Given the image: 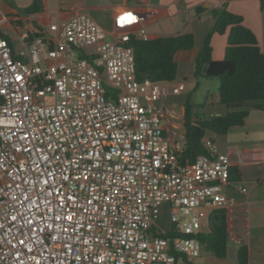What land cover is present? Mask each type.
Returning a JSON list of instances; mask_svg holds the SVG:
<instances>
[{"label": "built area", "instance_id": "built-area-1", "mask_svg": "<svg viewBox=\"0 0 264 264\" xmlns=\"http://www.w3.org/2000/svg\"><path fill=\"white\" fill-rule=\"evenodd\" d=\"M27 31L21 54L0 33V264H194L199 209L227 206L231 162L206 137V154L181 159L161 100L184 83L135 77L142 15L119 9L106 30L79 11Z\"/></svg>", "mask_w": 264, "mask_h": 264}, {"label": "crops", "instance_id": "crops-1", "mask_svg": "<svg viewBox=\"0 0 264 264\" xmlns=\"http://www.w3.org/2000/svg\"><path fill=\"white\" fill-rule=\"evenodd\" d=\"M30 0H24L23 7ZM203 9L199 12L196 7ZM226 7L239 14L243 24L251 29L264 55V11L259 0H43V10L28 16H22V23H12L3 19L1 12L19 10L2 8L0 12V33L9 39L15 54H21L25 28L30 30L29 21L34 20L39 26L46 27L56 20L68 19L75 13H88L104 29L113 27L114 13L119 9L133 8L143 18L148 38L192 33L193 49L184 53L178 61L177 72L171 84L183 82L184 89L177 94H169L174 99L161 100L166 109L164 128L178 139L184 138L183 111L184 101L198 88L200 77L195 79L194 57L200 49L204 37L214 23L212 10ZM110 29V30H111ZM227 44L226 33H214L211 36L213 59H222ZM218 92V89H217ZM203 111L224 114L227 108L219 103V95H208L201 102ZM218 146L219 151L229 156L231 168L238 172V178L226 185L225 192L229 203L225 207L227 214V254L223 258L214 256L204 249L194 258V264H239L237 251L239 246L247 249L246 264H264V110L250 108L246 121L239 126L229 128L226 133H205ZM245 189V190H242ZM212 208L201 206L202 224L207 223Z\"/></svg>", "mask_w": 264, "mask_h": 264}, {"label": "trees", "instance_id": "trees-1", "mask_svg": "<svg viewBox=\"0 0 264 264\" xmlns=\"http://www.w3.org/2000/svg\"><path fill=\"white\" fill-rule=\"evenodd\" d=\"M264 11V0H259ZM203 8L196 7L199 12ZM43 10V0H30L21 13L4 12L12 23L21 24L22 16ZM214 23L204 37L200 49L194 57L195 79L215 78L218 82L219 103L224 104V114L204 112L203 103H192L188 94L183 111V151L182 160L193 161L198 155L206 154L203 138L207 131L216 134L226 133L233 126L246 121L250 108L264 110V55L253 31L243 24L239 14L226 7L212 10ZM31 29L27 39L42 33L43 27L34 20L29 21ZM226 33L227 44L222 59L212 58L211 36ZM129 44L133 47L135 58V77L155 82L172 81L176 77L178 61L184 53L193 49L192 33H181L156 38L131 36ZM238 178L234 168L229 169L228 184ZM162 236H172L168 230ZM202 248L214 256L223 258L227 254V214L225 207H213L208 214L207 223L196 234ZM239 264H246L247 249L241 245L237 251Z\"/></svg>", "mask_w": 264, "mask_h": 264}, {"label": "rangeland", "instance_id": "rangeland-1", "mask_svg": "<svg viewBox=\"0 0 264 264\" xmlns=\"http://www.w3.org/2000/svg\"><path fill=\"white\" fill-rule=\"evenodd\" d=\"M24 5V0H0V11L2 8L19 10L21 12ZM106 29V30H110ZM218 82L215 78L200 79L198 88L193 93L192 100L197 103H201L205 100L206 96L210 99L212 96L218 94ZM167 101L174 99L172 96H167ZM170 227V213L167 205L160 207L159 219L155 222V229L157 231L167 230ZM204 248L201 249L203 251Z\"/></svg>", "mask_w": 264, "mask_h": 264}]
</instances>
